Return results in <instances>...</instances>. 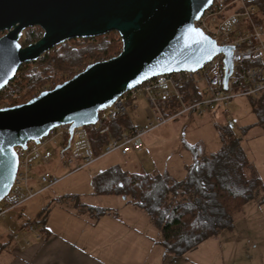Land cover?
Masks as SVG:
<instances>
[{
    "label": "water",
    "instance_id": "obj_1",
    "mask_svg": "<svg viewBox=\"0 0 264 264\" xmlns=\"http://www.w3.org/2000/svg\"><path fill=\"white\" fill-rule=\"evenodd\" d=\"M213 0H0V90L23 63L71 38L116 31L121 51L28 101L0 107V199L17 172L16 146L38 142L57 125L94 123L116 98L159 74L196 71L227 48L195 26ZM39 26L41 37L26 46L19 39ZM197 29L203 33L202 38Z\"/></svg>",
    "mask_w": 264,
    "mask_h": 264
},
{
    "label": "rangeland",
    "instance_id": "obj_2",
    "mask_svg": "<svg viewBox=\"0 0 264 264\" xmlns=\"http://www.w3.org/2000/svg\"><path fill=\"white\" fill-rule=\"evenodd\" d=\"M244 103L243 100L233 101L230 104V113L226 115L212 112L203 115H179L177 119L147 132L142 138L144 147L141 152L131 151L122 155L114 151L72 173L70 168L64 166V160L59 153L47 163L35 162L34 169L37 174L50 172L60 178V181L20 208L10 211L0 224V233L3 228L17 231L21 225L34 222L40 237H32L29 247L39 246V251L31 260H24V255L15 252L14 243H5L4 247H0V264H53L56 260L54 252L69 248L99 259L115 258L118 251H122L129 262L136 260L139 264H152L149 257L164 251L157 243L160 237L159 228L143 210L121 195L96 194L91 183L92 177L116 165L131 172H168L180 179L186 173L185 164L192 160V152L183 147L185 142L198 145L199 151L211 153L220 146L215 123H228L236 129L255 121L248 104ZM127 113L130 121L138 127L146 126L149 120H154L155 115V111L143 98L128 101ZM241 145L264 183V133L261 128L258 125L250 127L241 137ZM48 148L51 149V146ZM73 194L78 195L84 204L106 208L107 213L94 221L82 208L77 209L74 206L78 200L64 198L65 195ZM47 206L49 208L46 221L38 223L35 221L38 214ZM253 208L259 211L260 215L264 214V204L250 201L242 211L234 214L233 230H223L203 242L201 246L207 251V255L206 259L201 261L202 264H264V243L258 242L257 246H253L257 233L253 231L252 223L243 221L246 211L251 217L258 215ZM43 227L50 236L43 234L44 231L40 230ZM5 239L6 237L0 239V243L5 242ZM242 249L245 259H249V262L241 261Z\"/></svg>",
    "mask_w": 264,
    "mask_h": 264
},
{
    "label": "trees",
    "instance_id": "obj_3",
    "mask_svg": "<svg viewBox=\"0 0 264 264\" xmlns=\"http://www.w3.org/2000/svg\"><path fill=\"white\" fill-rule=\"evenodd\" d=\"M263 3L264 0H257L259 6ZM42 33L39 26L29 27L22 32L19 42L26 46L37 41ZM121 48V38L116 31L63 41L36 61L20 66L11 82L0 90V107L24 103L41 91L70 79L87 65L117 55ZM189 88L194 91L192 94ZM181 89L185 101L201 98L195 84L185 83ZM236 100L248 104L255 121L236 129L228 123H215L220 146L211 153L199 151L198 145L185 142L183 147L192 152V160L185 164L186 173L182 178L177 179L168 172L125 171L116 165L92 177L96 194L121 195L150 217L160 230V243L168 256H182L219 232L231 229L234 214L242 211L250 201L264 204V183L241 145V137L253 125H258L264 133V91L258 96H241L233 101ZM178 108V103L169 100L163 113L168 117ZM130 128L131 121L126 114H120L110 124L115 137ZM91 140L94 151L99 153L107 137L93 133ZM64 198L78 200L74 206L82 208L94 221L108 211L104 207L82 203L78 195H65ZM48 208L45 207L35 221L44 223ZM33 223L21 225L20 229ZM40 230L50 236L44 227Z\"/></svg>",
    "mask_w": 264,
    "mask_h": 264
},
{
    "label": "built area",
    "instance_id": "obj_4",
    "mask_svg": "<svg viewBox=\"0 0 264 264\" xmlns=\"http://www.w3.org/2000/svg\"><path fill=\"white\" fill-rule=\"evenodd\" d=\"M195 26L215 40L218 46L228 49L231 70L228 69L226 55L219 52L202 69L159 74L130 88L102 110L92 124L77 127L57 125L38 142L29 141L26 147L16 146L17 172L8 193L0 199V224L10 211L20 208L60 181L50 172L37 174L35 162L47 163L59 153L64 166L72 173L114 151L122 155L131 151L141 152L143 136L174 117L191 113L228 114L235 98L258 96L264 91V3L259 6L257 0H213ZM188 82L197 85L200 99L184 100L181 87ZM188 91L191 94L194 92L190 88ZM138 98L145 99L155 111L154 120H149L143 127L131 122L129 130L113 136L111 122L120 114L128 115L127 102ZM169 100L178 103L179 108L167 117L163 112ZM93 133L107 137L99 153L93 148ZM29 232L37 233V226L29 225L22 231L25 236ZM4 233L15 242L20 240L17 232L4 229L0 237Z\"/></svg>",
    "mask_w": 264,
    "mask_h": 264
},
{
    "label": "crops",
    "instance_id": "obj_5",
    "mask_svg": "<svg viewBox=\"0 0 264 264\" xmlns=\"http://www.w3.org/2000/svg\"><path fill=\"white\" fill-rule=\"evenodd\" d=\"M253 210H254V212H257V213L259 212V211H256L254 208H253ZM244 213H245V216H244L243 221H247L249 223H252L253 224V231L255 233H257V236L254 238L255 243L253 242V246H257L258 242L264 243V214L260 215L258 213L257 216L251 217V216H249L248 211H246ZM233 227H234V223H233ZM233 227L231 229H229V231L233 230ZM21 228L22 229H20V227H19V230L14 231V232L19 233L20 240L18 242L11 240L10 236L8 234L4 233L0 237V239H2L3 237L4 238L6 237V239H5L6 241L3 242L2 244L0 243V245H1L0 247H4L5 243H14L15 244V252H17L18 254L24 255L26 258L24 260H31L32 257L36 256L38 251H39V248H38L39 246L29 247L31 245V238L32 237L39 238L40 237L39 232H37V233L29 232L25 236V234L22 233V231L25 229V227H21ZM4 229H6V228H3V232H4ZM9 231H12V230H9ZM258 232H259V234H258ZM212 237H214V236H212ZM160 239H161V235L157 239V243L161 245ZM205 241H203V242H205ZM203 242H201L194 249L189 250V251L185 252L182 256H179L176 258L168 256L165 253V250L159 251V252L155 253L154 256H151L149 258L151 259L152 264H202L201 261L205 260L206 259L205 257L207 255V253H206L207 251L205 252L203 250L204 248H202V246H201V245H203ZM238 242L239 241H237V243ZM241 242L243 243V241H241ZM154 247L157 248V246H154ZM220 252H221V250H220ZM107 253L109 255L112 254L110 252H107ZM217 253H218V250H217ZM117 254L118 255L112 259L111 258L99 259L96 256L90 257V256H88L87 253H85V252L81 253V252L75 250L74 248H69L66 250L58 249L53 254V256L56 257V260L54 261L53 264H139V261H136V260L131 261V262H129L130 261L129 259L126 260V258L124 257L125 253H123L122 251L121 252L118 251ZM195 255H197V256H195ZM240 255H241V258L239 256L238 257L241 259V261L249 262V259L246 260L244 257L245 252L243 249H242ZM198 257H200L201 260ZM17 264H30V263H17ZM39 264H44V263H39ZM45 264H47V263H45Z\"/></svg>",
    "mask_w": 264,
    "mask_h": 264
},
{
    "label": "snow or ice",
    "instance_id": "obj_6",
    "mask_svg": "<svg viewBox=\"0 0 264 264\" xmlns=\"http://www.w3.org/2000/svg\"><path fill=\"white\" fill-rule=\"evenodd\" d=\"M191 31L197 32L202 38L206 39V37L203 36L202 32H199L197 29H191Z\"/></svg>",
    "mask_w": 264,
    "mask_h": 264
},
{
    "label": "flooded vegetation",
    "instance_id": "obj_7",
    "mask_svg": "<svg viewBox=\"0 0 264 264\" xmlns=\"http://www.w3.org/2000/svg\"><path fill=\"white\" fill-rule=\"evenodd\" d=\"M4 33V32H3Z\"/></svg>",
    "mask_w": 264,
    "mask_h": 264
}]
</instances>
